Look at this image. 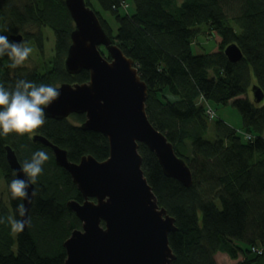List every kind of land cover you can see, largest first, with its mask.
I'll return each instance as SVG.
<instances>
[{
  "label": "trees",
  "instance_id": "trees-1",
  "mask_svg": "<svg viewBox=\"0 0 264 264\" xmlns=\"http://www.w3.org/2000/svg\"><path fill=\"white\" fill-rule=\"evenodd\" d=\"M94 1L86 3L148 85L149 120L192 170L193 183L186 187L166 176L155 154L139 145L145 177L160 206L175 219L176 230L169 234L176 256L172 264H218V254L235 264H264V104L249 95L254 85L264 91V0H97L119 22L116 35ZM45 27L55 35L53 59L29 67V57L13 68L4 56L0 85L11 91L20 80L54 87L88 82V70L70 74L65 66L75 28L65 0H0V35L10 42L22 35V43L33 42L43 57ZM200 38L213 40L214 50L195 53L192 47ZM231 44L243 53L236 63L225 54ZM101 52L107 55L106 48ZM230 101L241 113V133L206 114L208 104L217 108ZM85 120L84 114L46 117L32 134L0 135V177L7 198H0V264H65L64 242L82 225L67 203L84 197L71 174L56 164L52 149L33 137L40 134L66 150L72 162L91 155L102 162L110 156L109 140L84 130ZM210 133L213 139L207 138ZM7 146L21 165L36 151L49 157L34 185L29 224L19 232L9 225V218L20 219L17 206L23 201L8 190L17 176L7 161Z\"/></svg>",
  "mask_w": 264,
  "mask_h": 264
},
{
  "label": "water",
  "instance_id": "water-1",
  "mask_svg": "<svg viewBox=\"0 0 264 264\" xmlns=\"http://www.w3.org/2000/svg\"><path fill=\"white\" fill-rule=\"evenodd\" d=\"M75 28L65 60L70 74L88 70L85 83H63L60 98L45 109V118L67 119L84 114L81 127L102 133L110 144V156L98 161L84 156L72 162L66 150L40 134L34 143L49 146L55 162L71 174L84 199H72L67 207L80 219L81 229L64 242L65 264H172L176 259L169 245V234L176 230L175 219L161 207L142 170L139 145H146L159 159L166 176L189 187L192 170L176 155L167 137L149 120L146 111L148 85L141 80L133 59L117 46L86 0H65ZM24 36L14 35L16 43ZM106 48L108 56L101 52ZM225 54L232 62L242 59L236 44L227 46ZM254 101L261 103L264 91L252 87ZM9 166L17 178H24L21 164L11 146L6 147ZM35 186L29 189V193ZM35 197L23 201L29 213Z\"/></svg>",
  "mask_w": 264,
  "mask_h": 264
},
{
  "label": "clouds",
  "instance_id": "clouds-1",
  "mask_svg": "<svg viewBox=\"0 0 264 264\" xmlns=\"http://www.w3.org/2000/svg\"><path fill=\"white\" fill-rule=\"evenodd\" d=\"M32 52L33 49L24 46L22 42H10L8 36L0 35V58L7 56L12 61L11 67L22 65ZM60 95L59 87L44 83L20 80L11 91L0 85V135L32 134L45 123V109L57 101ZM48 159V154L40 150L34 152L30 160L23 162L20 172L24 178H15L8 185L13 199L30 202V196L35 195V190L29 193V189L42 175L44 163ZM26 213L24 203L18 204L17 215L25 217ZM27 223L25 219L9 218L10 228L14 232L22 231Z\"/></svg>",
  "mask_w": 264,
  "mask_h": 264
},
{
  "label": "rangeland",
  "instance_id": "rangeland-1",
  "mask_svg": "<svg viewBox=\"0 0 264 264\" xmlns=\"http://www.w3.org/2000/svg\"><path fill=\"white\" fill-rule=\"evenodd\" d=\"M130 2V12L133 13L135 11V6L134 4ZM96 8L101 11L102 16L105 20H107L109 22L110 28L113 32V35H116L118 33V26H119V22L116 21V19L114 18V16H112V14L108 11H104L101 10L97 0L94 1ZM44 35H46V49H45V54L44 56H40L39 54V50L37 48V46L32 42V43H23L24 46H28L31 47L33 49L32 54L30 55V59L29 61L26 63L27 66L29 67H33V65H38L40 67L43 66L44 62H49L53 59L54 57V42H55V35L52 33V31L49 28H44ZM216 46L215 42L213 40L211 41H206L205 39H201L197 42V45H194L192 47V50H194L195 53L199 54V53H205V52H210L214 50V47ZM107 53V51H106ZM108 56V53L107 55ZM252 87L250 88V93L249 95H251V99L254 98L253 96V90ZM264 104V99L263 102ZM209 107H214L212 105H207V108ZM215 108V107H214ZM214 116H217V120L222 119L224 121H226L227 124H231L233 127H235L236 129H238V132H242V118H241V113L238 112L237 108L234 106L233 101H230L229 105L227 106H223V105H219L217 108H215V112H214ZM213 116V117H214ZM211 119H213L211 117ZM215 121V120H214ZM214 121H210L211 124L214 123ZM207 138L213 139L214 135H212L211 133L209 134V136ZM0 198L3 199L4 201L7 200L6 198V194H5V188L3 185V181L0 177ZM216 260L218 264H235V261H232L226 254H218L216 256Z\"/></svg>",
  "mask_w": 264,
  "mask_h": 264
},
{
  "label": "built area",
  "instance_id": "built-area-1",
  "mask_svg": "<svg viewBox=\"0 0 264 264\" xmlns=\"http://www.w3.org/2000/svg\"><path fill=\"white\" fill-rule=\"evenodd\" d=\"M125 7H126V5H124ZM206 114L207 115H209V117L211 118H214L215 116V114H214V110L211 108V107H209L208 106V108H207V110H206ZM214 116V117H213ZM247 138H251V136L250 135H247Z\"/></svg>",
  "mask_w": 264,
  "mask_h": 264
}]
</instances>
